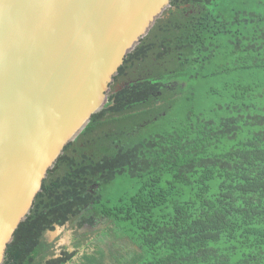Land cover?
I'll return each mask as SVG.
<instances>
[{
    "label": "trees",
    "instance_id": "trees-1",
    "mask_svg": "<svg viewBox=\"0 0 264 264\" xmlns=\"http://www.w3.org/2000/svg\"><path fill=\"white\" fill-rule=\"evenodd\" d=\"M198 82L216 103L148 131L181 96L193 104ZM119 177L133 193L104 199ZM101 221L110 246L76 261L78 245L56 256L44 236ZM106 259L264 264V0L170 1L124 58L102 110L47 171L3 264Z\"/></svg>",
    "mask_w": 264,
    "mask_h": 264
},
{
    "label": "water",
    "instance_id": "water-1",
    "mask_svg": "<svg viewBox=\"0 0 264 264\" xmlns=\"http://www.w3.org/2000/svg\"><path fill=\"white\" fill-rule=\"evenodd\" d=\"M171 0H0V264L47 171Z\"/></svg>",
    "mask_w": 264,
    "mask_h": 264
},
{
    "label": "rangeland",
    "instance_id": "rangeland-1",
    "mask_svg": "<svg viewBox=\"0 0 264 264\" xmlns=\"http://www.w3.org/2000/svg\"><path fill=\"white\" fill-rule=\"evenodd\" d=\"M212 87L215 86L213 85ZM209 88L210 86L201 85V83L198 82V84L192 88V93L194 95L193 104H188L184 97L181 96L175 103L174 107L166 111L165 117H155L156 119L152 124H150L148 131H152L158 126L159 129H162L181 122L184 118V113L190 105H192L197 111L205 112L208 110L210 106L216 103V100L208 97L207 95ZM157 105L159 106V103H157ZM142 112H140L139 115L141 119ZM147 116H151V114H148ZM134 189L135 188L131 180L119 177L107 188H105L102 194L104 199L114 200L122 195L133 193ZM110 227L111 223L103 221L97 223L91 228L83 227L80 230L74 229L73 226H70L69 224H65L63 227H55L54 231L47 232L44 236L47 243L53 245L54 254L56 256L62 249L68 253H72L75 251L74 245H78L79 248L76 250L77 255L73 258V261H76L83 253H93L98 247H100L101 250H107V247L110 245L108 244L107 246V243L109 242L105 240L104 236L107 235L106 231ZM119 234V231L115 230V235ZM105 263L109 264V260L106 259Z\"/></svg>",
    "mask_w": 264,
    "mask_h": 264
}]
</instances>
